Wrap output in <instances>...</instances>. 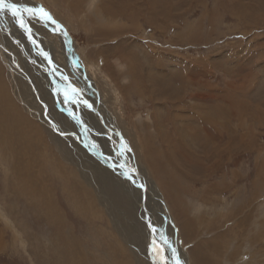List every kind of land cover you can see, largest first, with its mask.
Here are the masks:
<instances>
[{
    "label": "rangeland",
    "instance_id": "obj_1",
    "mask_svg": "<svg viewBox=\"0 0 264 264\" xmlns=\"http://www.w3.org/2000/svg\"><path fill=\"white\" fill-rule=\"evenodd\" d=\"M36 1L6 0V3L27 7L38 4L37 7L55 16L69 34L70 42L67 38L64 43L60 42L66 57L58 54L54 59L51 48L45 49L44 54L41 48L47 42L42 41L44 37L34 28L31 33L38 37L34 46L40 51L33 45L34 49H28L27 44L23 49L29 50V59L33 60V56L41 52L45 58L53 60L60 71H65L57 79L47 59L49 67L47 64L44 67L45 60L41 56L35 62L30 59L32 65L28 67L26 55L20 49L22 42H14L8 35L3 37L1 48L4 47L5 52L0 51V66H3L5 87H8L4 90L8 89L9 94L4 108L13 113L17 110L20 120L27 123L33 120L34 127L41 128L43 124L36 117L39 114L63 143H76L79 152L93 159L99 174L103 169L118 172L132 188L130 195L135 210L130 207L133 216L117 210L124 221L121 222L117 212L114 214L111 208L101 207L94 201L93 209H88L92 198L102 197L100 190L93 184L77 181L72 169L61 177L49 155L60 160L59 164H62V155L53 151L52 145L48 149L46 144L41 148L48 149L49 155H46L50 163L42 170L45 162L40 160L43 164H37L42 174L32 178L38 184V198L42 195L37 201L47 198V203L30 201L27 197L30 187L17 181L18 177H9V167L14 163L0 149V214L4 213L0 219V264H161L165 256L172 257V252L161 250L160 236L155 237L158 243L153 246L149 222L171 242L181 264H264V0ZM73 3L77 4L78 12L72 10ZM24 18L29 25L33 23L43 28L47 36L51 23L46 27L42 20L37 22L28 14ZM102 26L111 33L117 31L119 36L99 35L104 32ZM49 35L63 37L58 31ZM122 43L125 44L124 55L135 53L140 58L143 75L150 78L149 83H154L155 88L152 76L159 69L158 78L162 87L167 86L168 93L156 94L154 102L143 101L134 94L126 99L122 87L130 79L128 67L119 58L114 59V48L123 47ZM104 44L107 51L98 56ZM54 50L58 52L57 45ZM72 50L79 53L81 61L77 55L73 57ZM115 52L120 55V51ZM7 53L13 55V62L17 63L16 71L24 83L23 94L30 98L33 110H28L14 87L13 76L4 65L5 61L8 63ZM20 55L27 64L20 61ZM76 69H83L84 76L80 77ZM92 86L101 87L107 104L116 103L111 104L113 109H105L104 104L98 107L97 92ZM18 88L22 92L19 85ZM73 88L79 91L75 96ZM62 90L63 93L69 90V100L63 98ZM109 93H113L112 100ZM44 95L50 100L46 101ZM61 98L59 102L57 99ZM155 107L160 108L161 115L167 119L162 133L173 139L170 134L176 129L174 153L181 159L176 160L179 164H173L182 170L177 175L165 172L169 164L165 159L157 163H162L157 168L166 174L155 172L143 160L138 169L127 150H131L132 145L127 142L125 132H131L138 141L149 140L151 144L150 136L156 123L150 117ZM73 112L82 124L73 119L70 115ZM113 112L120 114L123 121L120 126L109 122ZM176 114H180L178 119ZM199 116L213 123L222 137L221 142L212 139L213 133L217 138L219 135L209 125L201 123ZM214 117L218 124L213 122ZM114 131L118 132L116 137ZM37 151L39 156V148ZM67 167L90 178L69 163ZM138 173L144 177H139ZM181 173L186 177H178ZM129 175L134 184L128 179ZM117 178L118 183L125 184ZM74 181L77 192L73 188ZM168 184L170 187H165ZM212 189L214 194L210 195ZM47 208L62 220L61 224L53 220L51 223L46 218ZM164 247L166 249V245Z\"/></svg>",
    "mask_w": 264,
    "mask_h": 264
},
{
    "label": "bare ground",
    "instance_id": "obj_2",
    "mask_svg": "<svg viewBox=\"0 0 264 264\" xmlns=\"http://www.w3.org/2000/svg\"><path fill=\"white\" fill-rule=\"evenodd\" d=\"M37 2L36 0H28V2ZM75 1V0H74ZM23 2V1H22ZM30 4V3H29ZM26 6V5H25ZM37 6H39L37 4ZM36 6V7H37ZM41 7V6H40ZM71 8L73 11H76L78 12V6L76 3H73L71 5ZM47 12V11H46ZM111 14V13H110ZM0 15H3L1 18H0V21H2L0 24L2 25V27L0 26V51L2 52H5V49L4 47H2L3 45V41L5 38V36H9L10 39H14V42H17V43H21L22 42V47L20 49H22L23 53L26 55V58L28 60V67H30L32 65V63L30 64L29 61L31 59L32 62H35L37 61L38 57L41 56V57H44L42 54L44 53L45 54V49L48 50L49 48H51V53H52V57H54V59L56 58V56L59 54L62 55V57L65 55V54H62L64 52V48L62 46V44H60V42H63L64 43V40H66L65 38H67V40L69 41V37H68V33L65 32V28L64 26H62L61 24L57 23V21L55 20V16H51L53 20L56 21V23L60 26L59 28H56V25H53V24H50V26H48V33L49 34H54L55 32H59L63 37L61 39V37L58 35L55 37H52L50 36L47 32V36H44V30L43 28H40L37 27L36 25H34L33 23H31V25H29V21L24 18L26 21L24 22L26 24L27 27H30L31 28V31L32 29L34 28L37 33L39 35H41V37L43 36L44 38L42 39V41H45L47 42V44L44 45V47H42V51L43 53L41 54L40 52V55H38L36 53V55L33 56V60L32 58L29 59V50L27 52V50H24L23 48L26 46L27 44V47L28 49H34L35 50H39V49H36L37 48V45L34 46L35 42L38 41V37L37 36H33V33L31 32H28L26 31L24 28H21L20 27V24L18 23V20L16 18H14L12 15H10V12L5 10L3 12H0ZM27 15V14H25ZM24 15V16H25ZM31 19V18H30ZM59 20V19H57ZM4 25V26H3ZM16 25V26H15ZM41 25V24H39ZM43 26V24H42ZM47 27V26H46ZM55 28V31H53V29ZM93 28H97V26H94ZM61 30V31H60ZM102 31L104 32H99V35H102V36H105L110 38V35L111 36H119L117 31H114V33H111L112 31H109L108 29H106L105 27L102 26ZM40 39V38H39ZM52 40H55L56 42L52 41ZM58 40V42H57ZM66 40V41H67ZM106 41V40H104ZM70 42V41H69ZM68 42V43H69ZM34 48H33V46ZM40 45V42L38 43V46ZM57 45V48H58V52H56L54 49ZM109 45V44H108ZM123 47H115L114 48V59H117L119 58V61L122 62L123 65H126V67H128V73L127 75L130 76V79L125 82L126 86L125 87H122V89H124V91H126V94H127V98L126 99H131L132 95H136L138 98H140L141 100L143 101H146V99L149 101V102H154V99L156 97V94H163L165 95L166 93H168V89L167 86L165 85L164 87H162V82L160 80V78H158V74L159 73V69H158V72H155V74L152 76L153 77V81L155 82V85H157V87L155 88L154 87V83L151 84L149 83V77L148 76H145L143 75L144 73V68H143V65L140 61V58L135 54V53H129L127 55H124V43H122ZM68 46V44H67ZM104 46V49H101V52L100 54H98V56H101V53L105 52L107 50H105V48H108L107 45H103ZM110 47V46H109ZM69 48V47H68ZM111 49V48H110ZM109 49V50H110ZM62 50V51H61ZM116 51H120V55L117 54ZM121 50H123V53H121ZM40 51V50H39ZM111 52V50H110ZM72 53H73V57L74 56H78L79 57V53H75L74 50H72ZM109 53V52H107ZM67 54V52H66ZM71 54V53H70ZM7 55L9 56H6V58L8 59V63H6V61L4 62V65L9 69L10 71V75L13 76V82H14V87L16 88V91L17 93L19 94V96L21 97V99L23 100V102L25 103V105L28 107V110H33V108L31 107V100L29 97H27L25 94H23V89H22V85L24 84L23 82H21V78L18 76L19 74L17 73V63L16 62H13V58L11 54H8ZM58 55V56H59ZM109 55V54H107ZM20 61L23 62V63H26L25 60H23V57L22 55H20ZM110 56V55H109ZM66 57V55L64 56ZM67 57H68V54H67ZM70 57V56H69ZM11 60H10V59ZM46 59L44 57V60H45V63L43 64L44 67H46ZM80 61H81V57H79ZM49 61V63L51 64V70H53V72L55 73L56 75V78L59 79L60 76H61V73L63 74L65 69L60 71L59 70V66H56L53 64V60L52 62L50 61V58L47 59ZM3 61H4V58H3ZM2 61V63H3ZM104 61L106 63H108L109 61L107 60L106 57H104ZM101 62V61H100ZM68 63V61H67ZM72 63V62H71ZM78 63V62H77ZM102 63V62H101ZM8 64V65H7ZM27 64V63H26ZM110 65V64H109ZM47 66L49 67V65L47 64ZM70 66V65H69ZM3 66L1 65L0 66V149L2 151V153H4V155L8 154L9 158L13 160V165H11L9 167V170H10V176L9 177H18L17 178V181L18 180H21L23 182L26 183L25 186H29L30 189H29V194L27 193V197H29L28 199L31 201V200H34L35 202L39 203L40 201L42 202H46L47 201L45 199L47 198H43V200H40L39 202L37 201L40 197L42 198V195L38 198V193H37V190H39V188L37 189V186L38 184H36V182L34 183L33 181V178L32 177H36L39 175V174H42V172H39V165H42L43 163H41L40 160H43L45 163L43 164V167H42V170L46 169V165L48 163H50L48 161V158H47V155H49V152H48V149H49V146L52 145L53 147V151H55L57 154H61L62 157L60 158H63L62 160V164H59L57 162H61L60 160H58L54 155L50 154V160L51 162L55 163V169L57 171H59L61 177H63V174L66 176V174L68 173L69 170L71 171H74L75 172V177L77 176V181L80 182V180L82 181V183H88V185L90 186V184L94 185L98 191V189L100 191H98L99 193H101L102 197H100L99 199H97V197L95 196V198H92L94 200H90V210L93 209V206L91 205V203H96L97 205L99 206H104V207H109L111 208V210L114 212H117L116 214L118 215V219L121 221V222H124L123 220H121V214H119L120 212L117 211V210H122V211H125V213H128L130 216H133V210H135V206L133 205V202L131 199H133L130 195V186L129 184H127L121 177V175L115 171H112L110 169H103L102 172L99 174V171H97L94 166H93V159H91L90 157H88V155L85 153V152H79V148H78V145H75L72 143V144H65L63 143L60 138L58 136H56L54 134V131L52 129H50V127L47 125V122L41 118V116L39 114L36 115L37 118L40 119V122L43 124V127H34V122L33 120H31V122L29 121L28 123L27 122H24L22 120H20L17 116L16 113H18V111L16 110V113H13V112H9V111H6L5 108H4V104H7V97L9 96V94L7 93L8 92V89L4 90L6 87H5V84H4V72L2 71ZM11 67H13L15 69V71L13 69H11ZM71 67V66H70ZM80 67V65H79ZM160 67V66H159ZM104 68V67H103ZM106 68V67H105ZM112 68V67H111ZM61 69V67H60ZM113 69V68H112ZM83 70V69H82ZM82 70H77L76 69V72L78 73V75L80 77H82V75L84 76L83 74V71ZM87 69H85L86 71ZM108 70V69H107ZM157 70V69H156ZM79 71H80V74H79ZM110 71V69H109ZM74 73V72H73ZM87 74V73H86ZM115 74L112 73V75ZM179 75V74H178ZM181 75V73H180ZM115 76V75H114ZM112 76L113 78H116ZM172 76V75H171ZM64 77V76H63ZM126 77V76H125ZM170 78V76H169ZM180 78V77H179ZM12 79V78H11ZM56 79V81H57ZM118 79V78H117ZM68 80V79H67ZM113 80V79H112ZM171 80V79H170ZM173 80V79H172ZM177 80V79H176ZM168 81V80H167ZM175 81V80H174ZM58 82V81H57ZM65 82V81H64ZM116 83V82H115ZM114 83V85H115ZM167 83V82H166ZM50 84V83H49ZM60 84V83H59ZM96 85V83H94ZM168 84V83H167ZM185 84V83H184ZM18 85L20 87V89L22 90V92L19 90L18 88ZM62 85V84H60ZM113 85V86H114ZM190 85V83H189ZM53 86V85H52ZM116 86V85H115ZM104 87V86H103ZM108 87V86H106ZM117 87V86H116ZM115 87V88H116ZM175 87V86H174ZM189 87V86H188ZM193 87V86H192ZM8 88V87H7ZM70 88V87H69ZM101 88V87H100ZM99 87H94L92 86V89L93 91H96L97 94H95L98 98L96 99V103L98 105L99 108L102 107L101 104H104L105 105V109L107 107H109L110 109H113L111 104H116L115 102L113 101H108L109 104H107V102H105L106 100V95L104 94V92L102 93V89L100 90ZM110 88V87H109ZM119 88V87H118ZM59 89H61L59 87ZM63 89V88H62ZM64 89H66L64 87ZM79 89V88H78ZM105 89V87H104ZM108 90V89H107ZM64 90H62L61 92L63 93ZM112 91V90H111ZM68 95H70L71 93L69 92V90L67 91ZM79 93V91H77ZM108 92L105 90V93ZM122 92V91H121ZM70 93V94H69ZM101 93V94H100ZM124 93V92H122ZM169 93H172L169 92ZM49 94V93H48ZM64 94V93H63ZM110 94V93H109ZM108 94V95H109ZM113 94V93H112ZM112 94H110V100L113 99V96ZM209 94V93H208ZM60 96V94H58ZM105 95V96H104ZM170 95V94H169ZM176 95V93H175ZM129 96V98H128ZM198 97H203V96H200V95H196ZM61 97V96H60ZM170 97V96H169ZM168 97V98H169ZM174 97V96H173ZM178 97V95H177ZM194 97V96H193ZM64 98V97H63ZM57 99L59 102H61V100L63 99ZM109 98V97H108ZM116 98V97H115ZM172 98V97H171ZM175 98V97H174ZM204 98V97H203ZM201 98V99H203ZM231 98V97H230ZM44 99L47 101V100H50L48 97H45L44 95ZM199 99V98H198ZM196 100V99H195ZM228 100V99H227ZM125 101V100H124ZM128 101V100H127ZM131 101V100H130ZM142 101V102H143ZM201 100H199L200 102ZM159 102V101H158ZM162 102V101H161ZM193 102V101H192ZM229 102V101H228ZM233 102V101H232ZM15 103V102H14ZM85 103V102H84ZM90 103H93V102H90ZM129 104V102H127ZM204 103V101H203ZM202 103V104H203ZM95 104V103H94ZM201 104V105H202ZM177 105V104H176ZM175 105V106H176ZM200 105V106H201ZM237 105V104H236ZM161 106V105H160ZM159 106V107H160ZM205 106V105H204ZM10 108V107H9ZM161 108V107H160ZM157 108L155 107L154 111L152 112L151 114V117L150 119L154 120V122L156 123V127H155V130L152 131V135L150 136V140H151V144H150V141H138V139L135 137V135L132 136L131 132L130 133H126V140L127 142H129L131 145H132V149L129 151L130 153V157L133 158L136 162V166L139 167L141 166V163H142V160L143 162H147L150 164V166H152L153 170L157 173H160V171H158V168L157 167H160L162 163H159L157 164L159 161H162L163 159H165L166 161L169 162V164H167V167L168 168H165L164 170H166L165 172L167 174H173V175H177L181 170V168H178L175 164L173 163H178L176 160L179 161V159H177L176 157V154L174 153L175 151V148L174 146L176 147L175 143H174V133L176 132V129L174 130V132L172 134H170L173 139H169V135H167L166 133H162V127H163V124L164 123H167V119L161 115L163 112H161L160 110L163 108ZM183 108V107H182ZM25 109V108H24ZM80 109V108H79ZM81 109H83L81 107ZM160 109V110H159ZM197 109V108H196ZM52 112L54 113V115L56 116V110L55 108H52L51 109ZM166 110V109H165ZM163 111V109H162ZM168 111V110H167ZM27 112V111H25ZM35 112V111H34ZM82 114L85 113V111L81 110ZM117 112V111H116ZM176 112V111H175ZM13 113V114H12ZM193 113V112H192ZM166 114V113H165ZM168 114V113H167ZM166 114V116H167ZM174 114V113H173ZM205 114V113H204ZM31 115V114H30ZM176 114V117L178 119V115ZM200 115V114H199ZM120 114L118 115L117 113L113 112L112 113V117L109 118V122H112L113 124H119V126L122 124V119H121V116ZM206 116V115H205ZM23 117V116H22ZM21 117V118H22ZM175 117V116H174ZM181 118V117H180ZM200 118V121L201 123L205 124V125H209V127L212 128V130H215L216 133L219 135V132L216 130V128L214 127L213 123L211 122H208V121H205L206 117L204 116H199ZM24 119V118H23ZM29 119V118H28ZM32 119V118H31ZM42 119V120H41ZM57 120V117L55 118ZM191 119V118H190ZM198 119V118H197ZM202 119V120H201ZM27 120V119H25ZM165 120V121H163ZM184 120V119H183ZM182 121V120H181ZM185 121V120H184ZM213 122L215 124H218L216 118L214 117L213 118ZM145 124V123H144ZM139 125V124H138ZM148 125V124H147ZM176 125V124H175ZM182 125V124H181ZM140 126V125H139ZM147 127V126H146ZM145 127V128H146ZM101 128V127H100ZM141 128V127H140ZM143 128V127H142ZM151 128V127H150ZM177 128V127H176ZM102 129V128H101ZM145 131V130H144ZM115 132V131H114ZM142 132V131H141ZM165 132V131H164ZM190 132V131H189ZM188 133V132H187ZM118 134V132H115V136L116 137ZM143 134V133H142ZM191 135H193L192 133H190ZM196 134V133H195ZM199 134V133H198ZM90 136H92L91 133H89ZM141 135V134H140ZM144 135V134H143ZM163 135V136H162ZM87 136V135H86ZM85 136V137H86ZM200 136V134H199ZM191 138V136H189ZM193 137V136H192ZM201 138V137H200ZM94 139V138H93ZM144 139V138H143ZM194 139V138H193ZM212 139L213 140H219V142H221V139L222 137L219 135V138H217V135H215L213 133V136H212ZM185 140V139H184ZM89 141V138L88 140ZM180 141V140H179ZM201 141V140H200ZM199 141V142H200ZM96 142V141H95ZM186 142V141H185ZM252 142V141H251ZM100 143V142H98ZM179 143V142H178ZM42 144H46L45 146L48 147V149L46 148H41V145ZM93 145V143H91ZM89 144L91 147L92 145ZM101 144V143H100ZM186 144V143H185ZM196 144V142H195ZM218 145V148L221 149V145H219L218 143H216ZM88 145V146H89ZM96 145V143H95ZM188 145V143H187ZM73 147H74V150H73ZM95 147V146H94ZM205 147V146H204ZM37 148H39V151L41 152V154L38 156V151H37ZM89 148V147H88ZM99 148V147H98ZM184 148V147H183ZM190 148V146H189ZM140 149L142 150V152H140ZM147 149V151L145 150ZM187 149V148H186ZM10 151V152H8ZM144 152V153H143ZM187 153V152H186ZM219 154H221L222 152L219 151L218 152ZM97 154V153H96ZM190 155V154H188ZM7 156V155H6ZM57 156V155H56ZM206 156V155H205ZM42 157V158H40ZM69 163L72 167H77L79 168L80 170H82V172L84 174H86L87 176H89L90 178H84L81 176V172L78 171V170H75L74 168H71L70 169H67V163ZM185 162V161H183ZM39 165H38V164ZM130 164V162H129ZM171 164H173L171 167H169ZM179 164V163H178ZM182 164V163H181ZM135 166V167H136ZM163 166V165H162ZM190 167V166H189ZM67 169V170H66ZM157 169V170H156ZM163 169V168H162ZM126 170V169H125ZM164 170L162 171L163 174H166L164 172ZM174 170H176V173L174 174ZM188 170V169H187ZM66 172V173H63V172ZM96 172V173H95ZM121 172V171H120ZM70 173V172H69ZM68 173V174H69ZM160 173V174H162ZM139 177H144L141 173H138ZM189 174V172H188ZM187 173L185 175H188ZM117 177H120L123 181H124V185L120 183H118L119 181V178ZM163 177V176H162ZM178 177H186L184 176L182 173L180 176ZM190 177V176H189ZM80 179V180H79ZM13 180V178H12ZM16 180V179H15ZM39 180V179H38ZM16 181V182H17ZM40 181V180H39ZM43 181V180H42ZM41 181V182H42ZM13 182V181H12ZM22 182V183H23ZM19 183V182H18ZM17 183V185H18ZM21 183V184H22ZM42 185L44 183H41ZM80 184V183H78ZM134 184V183H133ZM178 184V183H176ZM13 183L11 184V187H15V186H12ZM40 185V184H39ZM77 185V182L74 181V191L77 192L79 189L78 187L75 188V186ZM123 186L126 188L125 190H123ZM134 186V185H133ZM173 186V184H172ZM22 187V185H21ZM145 187V186H144ZM165 187H170V185H166ZM151 188V187H150ZM18 189V188H17ZM122 189V190H121ZM147 189H149V187L147 186ZM165 188H163L164 190ZM42 190V189H41ZM166 190V189H165ZM20 191V190H18ZM22 191V190H21ZM24 191V190H23ZM123 191V192H122ZM157 191V190H156ZM158 192V191H157ZM168 191H166L167 193ZM208 191H206L205 193H208ZM24 193V192H23ZM165 194V193H164ZM170 194V193H169ZM214 194V189H212V193L210 195H213ZM139 197H140V194H138ZM166 195V194H165ZM46 196V195H45ZM173 196V195H172ZM86 197V196H85ZM89 198V197H88ZM168 198V197H167ZM211 198V197H210ZM51 199V198H49ZM54 199V198H53ZM28 200V201H29ZM52 200V199H51ZM50 200V201H51ZM174 201V200H173ZM89 203V200L88 202ZM175 203V201H174ZM47 205V204H46ZM51 206V205H49ZM54 207V205H53ZM130 207L132 209H130ZM50 208V207H49ZM85 209V208H84ZM96 209V208H95ZM47 211H48V215L46 218H49V221L52 223V220L53 221H56L57 224H61L60 222L62 220H60L58 217H56L53 213V211L51 209H48L47 208ZM94 211V210H93ZM4 213L0 214V219L3 217ZM149 216V215H148ZM120 217V218H119ZM168 217V220L169 222H171V219L169 218V215L167 216ZM136 220V219H135ZM145 220H147L145 218ZM172 223V222H171ZM157 225V224H156ZM138 224L136 223V228H137ZM177 240V239H176ZM160 261V260H159ZM158 261V262H159ZM161 262V261H160Z\"/></svg>",
    "mask_w": 264,
    "mask_h": 264
},
{
    "label": "snow or ice",
    "instance_id": "obj_3",
    "mask_svg": "<svg viewBox=\"0 0 264 264\" xmlns=\"http://www.w3.org/2000/svg\"><path fill=\"white\" fill-rule=\"evenodd\" d=\"M5 10L10 11L12 16L18 20L20 27L24 28L28 32H31V28L27 27L26 24L24 23V14L25 13L28 14L33 20H36L37 22H40L42 20L44 22L45 26H47L48 23H51L53 25H56V28L60 27L56 23V21L52 19L50 14L47 13L46 11H44V9L42 7H27L25 5H17L15 3H6V0H0V12H3ZM53 31H55V28L53 29ZM64 79L67 80V77H64ZM69 86H71V85H69ZM72 92H73V96H75L77 94V90L75 88L72 89ZM64 99L65 100L70 99L69 95L67 94V90H65ZM85 104H87L86 101H85ZM87 106L89 108L91 107V105H87ZM70 115L73 116V119L76 120L77 123L82 124V121H80L79 117L75 116L74 112L70 113ZM61 134H64V133H61ZM127 150L130 151V149H127ZM128 179L132 180V182L135 183V181L133 180V177L131 175L128 176ZM149 228L151 229V233L154 237L152 240L153 246L157 245V243H158V241L155 239V237L160 236L159 244H160L161 250L172 252V257L165 256V258L162 260L161 264H170V262H171V264H181V261L179 260V258L176 257V250L172 247L171 242L168 241L167 238L164 237L159 232L158 228L153 226L150 222H149ZM165 245H166V249L164 247ZM173 257L175 258L174 260H173Z\"/></svg>",
    "mask_w": 264,
    "mask_h": 264
}]
</instances>
